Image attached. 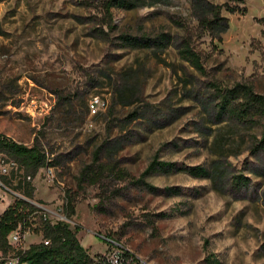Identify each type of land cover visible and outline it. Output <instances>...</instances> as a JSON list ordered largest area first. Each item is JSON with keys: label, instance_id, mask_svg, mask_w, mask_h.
Segmentation results:
<instances>
[{"label": "rangeland", "instance_id": "1", "mask_svg": "<svg viewBox=\"0 0 264 264\" xmlns=\"http://www.w3.org/2000/svg\"><path fill=\"white\" fill-rule=\"evenodd\" d=\"M107 1L0 0V135L37 145L55 175H32L30 200L65 217L71 198L92 259L264 264V0ZM154 160L173 166L147 172ZM192 166L209 175L176 169ZM26 175L10 168L0 211Z\"/></svg>", "mask_w": 264, "mask_h": 264}, {"label": "trees", "instance_id": "2", "mask_svg": "<svg viewBox=\"0 0 264 264\" xmlns=\"http://www.w3.org/2000/svg\"><path fill=\"white\" fill-rule=\"evenodd\" d=\"M137 5L133 0H108L106 8L122 7L131 9ZM229 11L233 12L234 9H229ZM209 24L221 31H224L228 26L225 17H217L216 15ZM122 39L129 44L138 41L128 35L122 36ZM180 53L195 69L199 71L202 69L199 57L189 47H185ZM245 93L248 96L251 95L250 91H245ZM252 97L257 99L256 95ZM258 148L264 151V132ZM0 152H4L11 159V162L16 164L19 171H25L30 177L35 175L41 167L51 166V161L46 158L44 152L37 145L28 147L3 135H0ZM172 166L170 163L154 160L148 166L147 172L166 171L171 169ZM176 169L186 171L196 177L209 175V172L202 166ZM234 179L233 182L239 184L245 180V177L238 175ZM0 183L9 186L11 181L6 175L0 174ZM14 189L18 190L20 196H17L11 204L0 212V253L2 255L13 254L17 258L16 264H99V261L92 259L80 244L75 236V231L68 222L65 220L51 221L44 218L38 208L30 202L33 196V187L29 185V181H25V177L14 186ZM72 214L73 204L71 198L68 197L64 216L70 218ZM28 227L32 231L41 234V241L31 244L26 249L14 251L8 243L9 234L14 230H22ZM206 261H208V264L216 263L213 258H207Z\"/></svg>", "mask_w": 264, "mask_h": 264}, {"label": "built area", "instance_id": "3", "mask_svg": "<svg viewBox=\"0 0 264 264\" xmlns=\"http://www.w3.org/2000/svg\"><path fill=\"white\" fill-rule=\"evenodd\" d=\"M98 103H99V100L97 98H92L89 104L90 108L95 109L98 106ZM12 167H14V169L17 170L16 164L14 162L7 161L4 158V156L0 153V174L7 175L10 171V168ZM44 170H45V177L47 178V180L53 181L55 177L54 172H53V167L46 166L44 167ZM30 180H31V177L29 175L25 176V181H30ZM30 202L38 208V211L42 213L44 218H47L50 220L49 213H51V214H54L60 217V218L56 217L55 220H51V221L66 219L65 217L59 215L58 213L49 211L41 204H38L31 200ZM31 232H32V229L30 227L26 229H22V230L21 229L14 230L8 236V243L10 244V246L12 247L14 251L23 250L24 248L22 247V242L25 239V237L29 235ZM98 261H99V264H127L125 261H121L117 257H114L113 254H109V253L103 255ZM16 263H17V258L13 256V254L2 255L0 253V264H16ZM137 264H142V263H137Z\"/></svg>", "mask_w": 264, "mask_h": 264}, {"label": "crops", "instance_id": "4", "mask_svg": "<svg viewBox=\"0 0 264 264\" xmlns=\"http://www.w3.org/2000/svg\"><path fill=\"white\" fill-rule=\"evenodd\" d=\"M3 210H4V209H3ZM3 210H2V211H3ZM2 211H0V212H2Z\"/></svg>", "mask_w": 264, "mask_h": 264}]
</instances>
